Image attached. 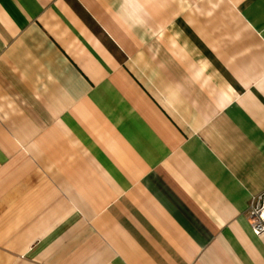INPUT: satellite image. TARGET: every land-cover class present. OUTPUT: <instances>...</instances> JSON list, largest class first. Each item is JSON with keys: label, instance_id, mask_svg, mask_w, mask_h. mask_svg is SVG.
Masks as SVG:
<instances>
[{"label": "crops", "instance_id": "crops-1", "mask_svg": "<svg viewBox=\"0 0 264 264\" xmlns=\"http://www.w3.org/2000/svg\"><path fill=\"white\" fill-rule=\"evenodd\" d=\"M264 0H0V264H264Z\"/></svg>", "mask_w": 264, "mask_h": 264}, {"label": "built area", "instance_id": "built-area-1", "mask_svg": "<svg viewBox=\"0 0 264 264\" xmlns=\"http://www.w3.org/2000/svg\"><path fill=\"white\" fill-rule=\"evenodd\" d=\"M248 220L255 234L264 232V195L252 199Z\"/></svg>", "mask_w": 264, "mask_h": 264}]
</instances>
